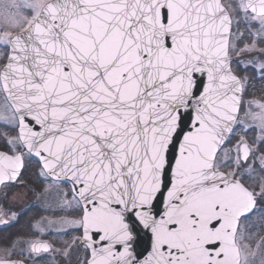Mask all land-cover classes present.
<instances>
[{"label": "snow or ice", "instance_id": "1", "mask_svg": "<svg viewBox=\"0 0 264 264\" xmlns=\"http://www.w3.org/2000/svg\"><path fill=\"white\" fill-rule=\"evenodd\" d=\"M260 44L264 0H0V125L16 133L0 186L23 183L26 157L68 184L46 210L71 216L46 222L79 232L82 264H249L241 224L264 205V104L245 126L250 78L231 54L259 53L236 63L264 81ZM26 243L29 259L53 251Z\"/></svg>", "mask_w": 264, "mask_h": 264}, {"label": "flooded vegetation", "instance_id": "2", "mask_svg": "<svg viewBox=\"0 0 264 264\" xmlns=\"http://www.w3.org/2000/svg\"><path fill=\"white\" fill-rule=\"evenodd\" d=\"M223 4L228 8L231 6V4L228 3L227 0H222ZM239 13L233 12V31L235 32L237 27H239V30L242 32H245V26L243 22H241L239 25L236 24V21L239 19ZM238 47H242L241 43L238 44ZM233 64V69L237 72L238 75H247L250 80L249 84L246 87L244 93L242 94V101L240 106V119L242 121H245V126L250 123V121L246 120L244 117L245 112L247 108L249 110L252 108V102H250L253 99H261L264 101V90L262 87H264V81L258 79V74L254 72L253 70L249 69L246 73L241 69L240 64H237L236 61H240L242 64H248L251 60L257 58L259 56V53H249L244 52L237 54L233 52L231 54ZM250 100V101H249ZM238 134L240 133V130L238 129ZM259 135V130L256 129L255 131L249 130L247 134V139L250 144L257 143L256 137ZM1 138H4L2 134H0ZM5 140V138L3 139ZM0 150L6 151L9 154H11V150L7 145L4 147L0 146ZM34 163L36 162L38 165L39 163L31 159ZM30 161V162H32ZM27 158H25V169L22 170V175L20 179L23 180L22 184H9L6 188L4 186L0 187V247L8 246L10 248L9 252H7L4 255H0V260H22L26 262L27 264H82V261L87 257V253L84 250L82 245L75 244L73 245V240L75 237L79 235V232H76L72 230L71 228H67V230H57L58 225H50V228L48 229V232L46 235L38 237L39 240H44L50 244L53 245V251L47 252V253H40L39 257L36 259H29L28 255H22L21 252L27 253L28 245L21 244H13V233L14 230L18 231L19 233L22 230V227L25 225V220H27L31 213L33 212H40L42 214L49 213L50 219H58L61 216H71L70 211H51L46 210L49 206L51 208L56 209L57 203L60 199V196L56 197L55 193L51 190H49L46 193H43V195H40L43 192L42 185L40 186V180L38 177V173L35 172V168H28V164L30 163ZM26 171H29L28 173ZM43 178V177H42ZM43 182H50L53 186H56L55 182L51 179H45L43 178ZM252 181H250L251 183ZM42 183V182H41ZM64 186L66 189H63V191L68 192L70 191L69 185L66 183H61L59 187ZM16 187L26 188L30 191V196H28L26 199L21 201H14L13 204H18L14 210H12L11 216H5V212L8 211L9 207H7V201L4 202V199L6 197H11L12 193L15 192ZM34 190V191H33ZM6 193V195H4ZM71 197H69L70 199ZM258 207L262 209L261 212L257 213L255 216L252 217L250 221H242L241 229L245 232V234L248 236L250 234L251 238L250 241L246 240V243H249L252 247V249L256 252V254L261 253L264 255V205H260L258 203ZM17 214L15 217L13 214ZM37 213V212H36ZM39 218L37 216L36 218H33L32 220L29 219L28 224L31 226L36 221V219ZM6 222V223H5ZM31 230H34V228ZM23 231V230H22ZM35 232V231H34ZM78 233V234H77ZM255 233V235H254ZM256 237V238H255ZM36 240V239H33ZM260 245V248L257 250L256 246ZM71 245V252L70 256L68 258H65L61 253L63 250ZM74 246V247H73ZM56 249H59L61 251H56ZM249 264H260L258 262H254L252 260H249Z\"/></svg>", "mask_w": 264, "mask_h": 264}, {"label": "rangeland", "instance_id": "3", "mask_svg": "<svg viewBox=\"0 0 264 264\" xmlns=\"http://www.w3.org/2000/svg\"><path fill=\"white\" fill-rule=\"evenodd\" d=\"M229 4H231V6H235L236 4V0H227ZM238 14V12H237ZM239 19H240V15H239ZM251 42V38L247 36V32L245 33V40L243 43H241L242 47L244 46V43H250ZM260 47H264V44H260ZM241 47V48H242ZM3 49H0V52H2ZM252 60V59H250ZM262 89L264 90V87H262ZM250 101V100H249ZM250 102H252V108L251 111L256 112L259 111V109L256 107L257 104H264V101L261 99H253ZM3 104V101L0 100V105ZM249 111V109L247 108L246 112ZM245 117V116H244ZM0 134L3 135V137L5 138V134L8 137H13L15 136V132L13 130H11L10 128L4 127L3 125H0ZM4 138H1L0 136V146L4 147L5 145H7L6 140H3ZM8 146V145H7ZM29 162L32 161L31 158L26 157ZM35 168V172L38 173V177L40 180V186L42 185L43 188H50L51 191H53L54 189V193L55 196L58 197L60 196V189H66L64 186L57 188V186H53L52 183L46 181L43 182V178L40 174V165H38L36 162L34 163L33 161L30 162L28 164V168ZM27 173L29 171H26ZM42 182V183H41ZM16 191L12 193L11 197H6V199H4V202L6 203L7 201V207H9L8 211L5 212V216H11L12 215V210L15 209V207L18 204H13L14 201H21L26 199L28 196H30V191L26 188H21V187H16L15 189ZM37 212V213H36ZM33 212L30 214L29 218L27 220H25V225L22 227L21 232L19 233L18 231L14 230V235H13V239H14V243L13 244H23L26 246V241L29 240H33V239H37L38 237L44 236L47 234L48 229L50 228V225L46 222L47 219H50V217L48 216L49 213L47 214H42L38 211ZM37 216H39V218L36 219V221L33 223V225L31 226L30 224H28L29 219L32 220L33 218H36ZM38 222H40L38 224ZM31 228L34 230H31ZM35 231V232H34ZM41 231L43 232V234H41ZM78 234V233H77ZM255 235V233H254ZM248 237L251 238L250 234L248 235ZM256 238V237H255ZM250 241V240H248ZM9 246V245H8ZM8 246H4V247H0V255H4L7 252H9L10 248ZM74 247V246H73ZM249 260L254 261L255 263L258 262L261 264V261H264V255H262L261 253L256 254L254 257H250Z\"/></svg>", "mask_w": 264, "mask_h": 264}, {"label": "water", "instance_id": "4", "mask_svg": "<svg viewBox=\"0 0 264 264\" xmlns=\"http://www.w3.org/2000/svg\"><path fill=\"white\" fill-rule=\"evenodd\" d=\"M222 2V1H221ZM4 152V151H3ZM1 187V186H0ZM18 261H21V260H18ZM23 264H26L25 262H23Z\"/></svg>", "mask_w": 264, "mask_h": 264}]
</instances>
